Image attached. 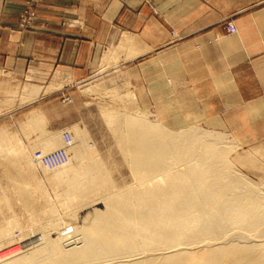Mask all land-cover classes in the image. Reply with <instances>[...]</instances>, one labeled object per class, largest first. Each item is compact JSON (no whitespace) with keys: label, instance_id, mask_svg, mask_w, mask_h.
Masks as SVG:
<instances>
[{"label":"bare ground","instance_id":"1","mask_svg":"<svg viewBox=\"0 0 264 264\" xmlns=\"http://www.w3.org/2000/svg\"><path fill=\"white\" fill-rule=\"evenodd\" d=\"M130 43L131 36L122 35L105 50L104 59L118 51H126L124 61L135 57ZM126 81L129 88L112 92L124 103L101 112L130 168V183L104 177V168L85 156L69 166L62 144L82 136L77 126L45 131V117L37 108L21 120L22 127L38 132L34 143L39 147L32 153L46 155L49 167L59 158L63 167L51 180L59 185L56 197L66 201L62 214L45 207L44 202L51 203L41 193L29 192L35 185L28 177L29 150L18 143L11 126L0 127V164L33 224L25 230L12 220L0 225V241L14 231L21 238L20 247L0 254V264H264V178L254 182L232 166L223 134L191 126L175 129L138 113ZM50 88L24 82L7 91L19 89L33 100ZM65 173L69 178H60Z\"/></svg>","mask_w":264,"mask_h":264},{"label":"crops","instance_id":"2","mask_svg":"<svg viewBox=\"0 0 264 264\" xmlns=\"http://www.w3.org/2000/svg\"><path fill=\"white\" fill-rule=\"evenodd\" d=\"M24 1L0 0V73H54L57 80L59 71H64L78 80L105 49L114 48L128 34L140 53L125 61L126 79L139 106L152 110L169 126L170 119L195 116L191 101H200L198 88L221 83L217 63L224 56L225 42L247 50L246 39L251 37L264 52V0H39L29 26L21 28ZM228 12H237L236 23L250 24L257 32L240 30L224 37L217 28L203 29ZM180 39L178 46H168ZM163 46L168 47L159 52ZM174 47H181V54H173ZM124 52L118 51L123 60ZM192 54H199L193 63Z\"/></svg>","mask_w":264,"mask_h":264},{"label":"rangeland","instance_id":"3","mask_svg":"<svg viewBox=\"0 0 264 264\" xmlns=\"http://www.w3.org/2000/svg\"><path fill=\"white\" fill-rule=\"evenodd\" d=\"M25 1L19 18L21 28L29 26L21 25L26 9ZM38 1L36 0L28 13L31 18H33ZM236 13H225L222 20L214 26L203 29L217 28L224 37L232 36L240 30L249 29V31L257 32L250 24L246 27V23H236ZM260 29L262 28L257 30ZM216 40L214 39L212 42ZM134 41L132 40L129 48L130 51L132 50L131 52L134 51L138 54L140 51L136 49ZM182 41L183 39L176 40L168 46ZM246 41L250 44L247 50L241 44L235 48V42L228 41L223 44L224 56L217 63L218 67H221L220 71H217L218 82L221 83L214 87L198 88L202 91L200 101H191V106H193L191 114L195 116L193 118L170 119L168 122L171 126H168L175 129L191 126L223 134L221 143L228 149L227 160L236 170L239 169L241 173L247 175L250 180L259 182L264 178V52H262V46L257 39L250 37ZM168 46H163L158 51L161 52ZM248 49L250 53H248ZM171 50L175 55L182 52L181 47H174ZM121 57L120 54L104 59L102 55L95 66L78 80L64 71H59L61 75L57 80H54V73L40 74L32 71L14 78L11 77L12 74L10 76V73L9 76L6 72L0 73V127L6 124L11 126L13 136L18 143L26 145L29 150L26 155L31 168L28 177L35 180V185L29 186V192L36 197L38 193H41L44 200L49 201L52 205H47L44 202L45 207H52V210L57 214H62L65 211L63 206L66 201L56 197L60 192L59 185L51 180H53L54 172L63 167L60 166L59 158L56 159V152L53 153L56 162L50 167L46 155L32 153V149L39 147L38 143L36 146L34 143L38 132L35 131L34 134L29 126L22 127L21 120L25 113L31 109L40 108L45 115L46 122H44L43 128L45 131L54 132L77 126L81 129L82 136L79 138L75 136L73 141L64 140L62 144L64 147L62 153L71 158L69 166H76L80 162L81 156H85L89 160L88 163H95L104 168L106 172L102 174L104 177L114 180L117 184L123 181L130 183L132 181L130 168L123 159L115 136L110 131L105 114L101 112L103 108L111 109L124 103L118 97L112 96L113 91L119 90L120 92L126 87L129 88L126 83L128 79L126 64ZM191 58L193 63V59L197 61L199 54H192ZM175 69L177 70L178 66H175ZM29 75H32L34 79L28 81ZM204 75L207 76L205 72ZM26 81L43 85L51 84V88L41 91L42 94L39 93L33 100L25 99L19 89L15 94H10L17 83L20 86ZM7 90H10V96ZM85 90L87 92H84ZM136 106L138 113L146 112L150 119L158 117L152 110L141 108L138 102ZM29 143L34 147L29 148ZM60 178L67 179L69 175L61 174ZM11 179L12 177L7 174L5 167L0 164V225H5L8 220H12L19 222L22 229H29L33 226L29 217L30 211L23 206L21 193L14 188ZM28 231L35 232L34 230ZM14 232L16 234L13 233V236H8L0 241V244L2 243L0 254L21 246V243L18 242L20 237L17 231ZM5 243L13 244H11L12 246L8 244L9 247L6 246L8 248L3 249Z\"/></svg>","mask_w":264,"mask_h":264},{"label":"built area","instance_id":"4","mask_svg":"<svg viewBox=\"0 0 264 264\" xmlns=\"http://www.w3.org/2000/svg\"><path fill=\"white\" fill-rule=\"evenodd\" d=\"M36 2V0H26L25 1V14L24 17L22 18V26L29 25V22L31 21V17L28 15L30 9L32 8L33 4Z\"/></svg>","mask_w":264,"mask_h":264}]
</instances>
